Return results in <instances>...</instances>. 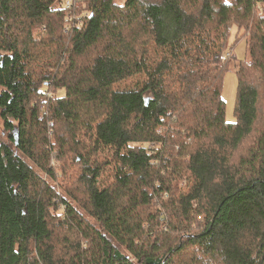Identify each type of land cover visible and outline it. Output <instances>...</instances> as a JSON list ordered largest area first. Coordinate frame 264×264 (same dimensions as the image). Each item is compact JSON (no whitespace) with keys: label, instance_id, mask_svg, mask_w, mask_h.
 I'll return each mask as SVG.
<instances>
[{"label":"trees","instance_id":"1","mask_svg":"<svg viewBox=\"0 0 264 264\" xmlns=\"http://www.w3.org/2000/svg\"><path fill=\"white\" fill-rule=\"evenodd\" d=\"M0 264H264V0H0Z\"/></svg>","mask_w":264,"mask_h":264},{"label":"rangeland","instance_id":"2","mask_svg":"<svg viewBox=\"0 0 264 264\" xmlns=\"http://www.w3.org/2000/svg\"><path fill=\"white\" fill-rule=\"evenodd\" d=\"M117 1L119 3L125 2V0ZM230 31V36L226 42V52L229 53L231 60L236 62L247 56V42L244 37H236L238 29L235 25H230ZM237 83V73L235 72L234 65L231 64L230 68H228L225 72L222 87V95L225 100L226 119L228 121L235 120L234 106L237 92Z\"/></svg>","mask_w":264,"mask_h":264},{"label":"built area","instance_id":"3","mask_svg":"<svg viewBox=\"0 0 264 264\" xmlns=\"http://www.w3.org/2000/svg\"><path fill=\"white\" fill-rule=\"evenodd\" d=\"M66 3L69 5L70 4V0H66Z\"/></svg>","mask_w":264,"mask_h":264}]
</instances>
